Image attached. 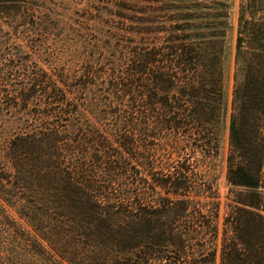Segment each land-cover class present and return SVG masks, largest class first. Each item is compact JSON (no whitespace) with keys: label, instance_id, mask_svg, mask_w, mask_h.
I'll use <instances>...</instances> for the list:
<instances>
[{"label":"trees","instance_id":"obj_1","mask_svg":"<svg viewBox=\"0 0 264 264\" xmlns=\"http://www.w3.org/2000/svg\"><path fill=\"white\" fill-rule=\"evenodd\" d=\"M208 2L143 1L140 26L128 31L134 41L122 45L129 76L114 119L106 121V108L74 113L71 131L65 123L61 132L33 128L0 141V197L48 256L70 264H264V0L238 3L229 111L227 5ZM5 67L0 104L17 100L26 109V86L6 97ZM221 123L225 177L242 193L218 239L216 207L200 197L212 190L201 180L218 156Z\"/></svg>","mask_w":264,"mask_h":264},{"label":"rangeland","instance_id":"obj_2","mask_svg":"<svg viewBox=\"0 0 264 264\" xmlns=\"http://www.w3.org/2000/svg\"><path fill=\"white\" fill-rule=\"evenodd\" d=\"M3 1L7 2L0 7L19 9L17 14L11 10L0 12V62L6 64L5 68L12 73L4 76L10 89L6 97H17L19 85H24L25 97H30V100L26 109L17 100L15 104H0L3 111L0 112V141L14 132L33 128H55L61 132L65 123L70 125L68 129L71 131V126H76L72 120L74 113L89 116L90 112L106 108L110 111L106 121L114 119L118 110L116 100L129 76L122 60L128 49L122 45H130V41H134L135 32L128 31L138 30L144 14V0ZM188 1H215L227 5L229 29L223 103L229 111L235 86L234 52L239 0ZM123 95L121 93V97H126ZM60 97L68 100H60ZM125 111L123 115L131 113L130 109ZM94 134L96 132L93 137ZM100 134L106 133L101 131ZM117 135L125 137L122 131ZM219 149L217 158L207 165L205 180H201L206 185L211 182L212 190H207L200 197L216 207L218 239L224 219L237 205L236 198L238 200L242 193L241 188L230 185L225 177L228 136L222 123ZM131 165L144 172L136 162ZM259 187L258 191L264 195V170ZM259 202V212L264 217V196ZM238 207L243 206L238 204ZM32 235L35 234L31 227L0 197V264H70L58 255L48 256L33 241ZM37 239L44 244L40 238Z\"/></svg>","mask_w":264,"mask_h":264}]
</instances>
